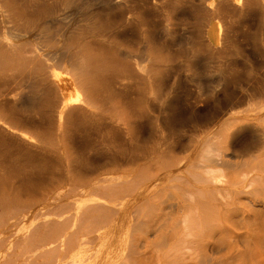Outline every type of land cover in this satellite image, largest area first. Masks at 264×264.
Here are the masks:
<instances>
[{"label": "bare ground", "instance_id": "obj_1", "mask_svg": "<svg viewBox=\"0 0 264 264\" xmlns=\"http://www.w3.org/2000/svg\"><path fill=\"white\" fill-rule=\"evenodd\" d=\"M258 10L264 16V0H0V87L11 83L0 88V126L31 143L32 134L7 120L21 114L34 124L49 112L63 139L102 138L132 147L115 163L128 169L100 175L104 185L75 214H66L75 215L73 225L67 219L72 232L43 240V246L51 244L43 258L53 254V264H264V96L248 99L241 80L229 77L224 66L226 42L235 39L231 31ZM181 34L191 46L184 52L187 65L200 73L192 77L200 91L188 106L209 102L215 87L229 90L223 111L192 116L190 124L169 120L171 92L160 89L169 71L162 73V51ZM214 68L216 83L209 79ZM145 137L164 140V151L149 153L139 144ZM161 183L162 219L153 220L134 243L137 249L127 252L126 235L135 225L125 224L135 215L130 219L128 205L142 203L146 188L148 196ZM147 196L143 204L151 205L139 207L142 216L154 204ZM153 230L159 233L155 240ZM32 241L20 251V264H50L39 261L43 246ZM130 257L137 261L129 263Z\"/></svg>", "mask_w": 264, "mask_h": 264}, {"label": "rangeland", "instance_id": "obj_2", "mask_svg": "<svg viewBox=\"0 0 264 264\" xmlns=\"http://www.w3.org/2000/svg\"><path fill=\"white\" fill-rule=\"evenodd\" d=\"M246 15H247L246 23H242L243 25H241V24L238 25V23H236V25L238 27L235 26V28L231 31V34H232L231 36L234 37L235 39L231 40V42L230 41L226 42V49H227L228 54H227V57L224 58V66L226 67L225 70H226V73L229 77L237 78L236 79L237 81H239V79L241 80V81H239V83H241L243 85V87L245 88L246 97L248 99L257 101L261 97L264 96V80H262V77L264 76V18H263L264 16H262L259 13V10L256 11V13L252 12L251 15H250V13H247ZM258 15H260V18ZM253 16H255V17H253ZM236 18L238 19L237 16H236ZM163 23L164 22L162 19V26H163ZM245 26H246V28H245ZM247 26L249 28H247ZM244 29H245V31H244ZM237 31H238V33H237ZM236 38H238V39H236ZM184 39H185V34H181L180 36H178L176 43L171 46V48H170L171 50L169 49V47H167V48L162 47V49L164 48L162 51V57H163V60L165 62V65L167 66V67L164 66L162 68L163 69L162 73H164V72L166 73L168 70L169 71H168V73L165 74V76L162 74L163 76H161V78H163V79L165 78V79L164 80L161 79L160 89H163L164 92L167 91V93L171 92L169 94V97L172 98V99L169 98V100L171 101V106H170V109H168V111H167L168 112L167 115H168L169 120L171 121L173 119L172 122L174 121L177 123L182 122V123L190 124L191 122H194L195 119L198 120L200 118L203 119L205 117H211V116L213 117V116L217 115L219 112L223 111V109L227 107V104H228L227 102H229L228 101L229 100V97H228L229 90H227V94H226V92H223L222 90H219L217 87H215L214 92L212 93V97H211L212 100L210 99V101H209L210 103L207 102V103L203 104V103L199 102L201 104L197 103V104H193L192 106H188V104H187L188 99L192 96H196L200 91V89H198V88H200L199 83L195 79L192 78L194 76L198 77L197 75L200 73L198 72V69L190 67L187 65L188 58L184 52H185V50H187L191 46L188 45L186 43L187 41H185ZM137 48H138V46H136V47L134 46V49L137 50ZM170 56H171V58H170ZM172 58L174 59V61H170L171 64L168 63V61L172 60ZM173 65H176V66H174L175 68L173 67ZM224 66H222V67L224 68ZM169 67H171V68H169ZM172 68H173V70H171ZM214 70H215V72L213 73ZM216 70H217V68H214L211 70L213 75L214 74L215 75L214 76L212 75L209 78L212 81H214L215 83H216V80L218 81V75L216 74L217 73ZM235 76H237V77H235ZM238 77H240V78H238ZM5 84H7V85H2L0 88L4 87L3 89L5 90L6 89L5 87L8 88V86L11 85V83H5ZM231 86H232V84L230 85V88H231ZM161 92H162V90H161ZM238 95H239L238 92H236V97H238ZM226 98H227V100H226ZM192 112H194V113H192ZM213 113H214V115H213ZM47 114L39 116L37 118L38 122H36L34 124H33V122L30 121L32 123L31 124L25 118L22 119L23 116L21 114H20L21 117H19L20 115H16L15 117H11L12 119L9 118V120H7V122H6V123H9L8 125H10L12 127H14L16 125L15 127L25 130L30 135L32 134L31 135L32 137L36 136V138L33 137V140L31 142L34 147L32 146V144L28 140L26 141L25 138H22L16 134L11 133L8 129H6L2 125L0 126V129H1L0 130V154H1L0 155L1 156L0 157V206L3 203H5L2 205V207H0L1 208L0 209V218H1L0 219V226H1L0 232L2 231L0 233V250H1L0 251V264L1 263L14 264L15 262H13V261H16L15 264H20V262L23 260V258L20 257L21 256L20 251L24 250L26 248V246L29 243H31V241L33 239L35 241L38 239L39 242H37V241L36 242L38 244L40 243V246H43L41 243L50 237H54V238H60L61 237L62 238L64 236H66L67 233L72 232L71 227H73V226L69 227L68 225H70V224L73 225L72 222H73V217L75 215H73V217H70V216H67L66 214L67 213H68V215L71 213L75 214V212L73 213V211H76L77 209L79 210L82 207L81 206L82 203H80V202L82 200H86V197H89L92 193L96 192L97 188L102 187L101 185H104L102 182L105 181V179L104 180L101 179L103 177H101L100 175L103 174L102 176H104V174L106 172L112 173L110 171H113L114 172L113 174L118 175L121 168H122L123 172L126 171V170H124V168L128 169L126 166H122V167L118 166L117 167V164H115V163L117 161H121L125 155L131 154V152H132V150H131L132 147H130L131 142L130 143L129 142L124 143V142H120V141L118 142V140L113 142V140H109V139H103L102 140V138H88V137L87 138H85V137H74L71 139H68V138L63 139L62 137L58 136L57 133H55V132H58V129H57L58 126L52 122L51 115H49L50 113L48 112ZM189 115H191V116H189ZM179 116H180V118H179ZM192 116H193V118H195L194 120L191 118ZM174 118H176V119H174ZM39 120H40V122H39ZM52 124H54L56 126H53ZM46 138H48V139H46ZM145 138H142V139H144V141L141 139L139 141V144L146 146L148 148L149 153H151L152 151H154L156 149H160V151H162V152L164 151V149L166 147V142L164 140L158 142L154 138H150V137H148V138L145 137ZM66 139H67V141H66ZM51 140H53L54 142L53 141L51 142ZM56 141H58V142H56ZM45 142H47L48 144H46ZM55 142L58 144H55ZM28 143H30L31 145ZM51 143H52V146L54 148H51L52 147ZM134 143L137 144L138 142L134 141L133 144ZM49 144H50V147H49ZM125 144H127L128 147L127 146L124 147ZM62 145H64V148L62 147ZM73 145H75V146L73 147ZM59 146H60V148H58ZM44 147H46V148L44 149ZM42 149H43V151H42ZM46 149L47 150L49 149L50 151L49 150L47 151ZM56 149H58V150H56ZM45 150L47 152H45ZM42 152H44V153H42ZM53 152H54V154H53ZM59 153H60V155H58ZM184 154H186V153L185 152H180V153L176 152L177 156H181V155L184 156ZM119 155L122 157V159H121V157L119 158ZM14 158H15V160H14ZM39 160H41V161H39ZM87 161H88V164H86ZM33 162H34V164H33ZM97 164H98V166H97ZM105 165H106V167H104ZM100 168H103V169L101 170ZM98 169H100L99 172H98ZM114 169H115V171H114ZM96 170H97V172H96ZM107 170H109V171H107ZM107 173L105 174V177L109 176V174H107ZM120 173H122V171ZM99 177H100V179H99ZM95 178H96V180L98 179L100 181L97 180L98 182L96 183ZM95 183L99 184V185H96ZM153 188L154 187L150 188L152 190V194H150L151 193L150 192L149 193L150 196L149 195L148 196H149L150 200L153 201L154 204L152 205L151 208L150 207L148 208L151 211H149L147 209L148 210V211H146L147 215L144 213L146 218H145V216H142L143 215L142 211H141L142 209L141 210H139V209L141 207H143V205H144V208H147L148 204H149V206L151 205L149 202H148V204H147V202H145V204H143V200L145 199V196H147L145 193L148 191V188H146L147 191H146V189L142 191V192L146 191L143 193L145 196L140 197L141 199L144 198V199H142V203L140 201H138V202L136 201L137 203L136 202H134V203L132 202L133 204L131 203L132 206L128 205L129 208L131 207L130 212L128 211L130 213V219H132L133 217L134 218L132 220H130V222L128 221L129 219L126 220L128 223L125 222V224L129 225V226H127L128 228L129 227L133 228L132 226L135 224L134 228L136 227L135 228L136 230L134 228L132 229L134 231V233L131 230V232H130L131 234L129 233L130 237H129V235H126V239H128V244L126 243L127 252H129L131 249L132 250L135 249L136 246L134 247V243H136L139 238L140 239L142 238V236H143L142 233H144L145 231H148L149 229L151 230V222H153V220L155 221L158 219H162V195L164 194L163 191L164 190L166 191V189L165 188H164V190L162 189V183L159 185V187L156 186L154 189ZM9 202H13V203H11L12 205L7 204ZM16 202L18 203V205L17 204L15 205ZM4 205H5V207H4ZM8 208H9V210H8ZM22 208H24V209H22ZM65 208L67 209V211ZM69 208H71V209H69ZM29 209H30V211H29ZM63 210L66 213L63 212ZM68 210H70L71 212ZM21 211L22 212L24 211V212L22 213ZM58 212H60V213L58 214ZM148 212H149V214L152 212V216L149 215ZM15 213H17V214H15ZM45 213H47V214H45ZM129 213L127 214L128 216H129ZM134 213H135V215H132L133 216L132 217L131 214H134ZM15 215H16V217H15ZM63 215L65 217L66 216L67 217L64 218ZM19 216H21V217H19ZM13 217H15V218H13ZM68 217H70V219H68ZM139 217H141L142 220H140ZM148 217L150 219L152 217L153 218L150 220V219H148ZM52 218H54V219H52ZM135 218H136V220H135ZM4 219H5V221H4ZM67 219H68V221L71 220V222L69 221L70 224L68 223ZM138 219H139V221H138ZM144 219L146 222L144 221ZM7 220H8V222L10 221V223H7L6 222ZM15 220H17L18 223ZM23 220H25V221L23 222ZM25 222H26V224H25ZM3 223H5L4 227H3ZM14 223L17 227L14 225ZM27 223L29 224V227H28ZM66 223H68V224H66ZM139 223H141L142 225L144 224V225L141 226V224H139ZM145 224H147V225H145ZM126 225H124L123 229L126 230L127 232L125 231V233L128 234V232H129L128 230L131 228H129L127 230ZM137 225H140L139 226L140 228L137 227ZM10 226H12V227H10ZM22 227L24 228L23 231H22V229H23ZM25 227H26V229L28 228L27 229L28 231H26ZM67 227H68V229H67ZM15 228H17V229H15ZM19 229L22 231V233L19 232L20 231ZM140 231H142V232H140ZM63 232L64 233L66 232V233L64 234ZM151 232L153 235L152 238H153V240H155L156 237L159 235V233L158 234L155 233V230H153ZM15 233H17V234L15 235ZM160 233H161V231H160ZM38 234L40 235L39 237H38ZM133 234H135V236ZM139 235H140V237H139ZM28 236L31 238H29ZM26 237H28L29 239ZM35 237H36V239H35ZM129 238H131V240L134 239L132 243L130 242ZM23 239H25V240H23ZM13 242H14V244H12ZM48 242H49V239H48ZM32 243H35V242L32 241ZM132 244H133V246H132ZM11 245H12V247H11ZM13 245H15L14 246L15 249L19 250L18 252H17V250L13 249ZM50 245L51 244L44 245L42 247V249H38L39 251H38L37 258L39 257V261H43L45 263L53 264V261L56 260L53 258L54 257L53 254H48L49 256L46 258H43L40 254L41 252H43V248H45V249H47L48 247L51 248ZM18 247H21V248H18ZM8 248L11 250H9ZM136 249H137V247H136ZM8 250L11 252H8ZM14 250L17 253H14V255H13ZM2 252L4 253V255ZM9 253L11 256L9 255ZM47 253H51V252H47ZM7 254H8V256H7ZM2 255L5 256L4 259H3ZM9 256H10V258H9ZM12 256L13 257L17 256V257L11 258ZM135 258L136 257H134V258L130 257L129 263H131L132 261L135 262L134 260H132ZM5 259H7L8 261ZM2 260H4L5 262ZM9 260L12 261L13 263L10 262ZM50 260L52 261V263L50 262ZM120 261H122V260H120ZM123 261H124V259H123ZM136 261H137V258H136ZM121 263H123V262H121Z\"/></svg>", "mask_w": 264, "mask_h": 264}]
</instances>
